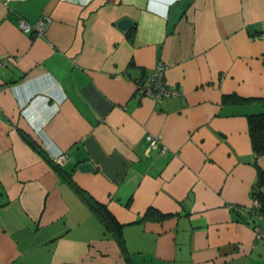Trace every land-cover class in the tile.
Wrapping results in <instances>:
<instances>
[{
    "label": "crops",
    "instance_id": "obj_1",
    "mask_svg": "<svg viewBox=\"0 0 264 264\" xmlns=\"http://www.w3.org/2000/svg\"><path fill=\"white\" fill-rule=\"evenodd\" d=\"M262 21L264 0H0V264H264ZM158 65L160 101L135 83Z\"/></svg>",
    "mask_w": 264,
    "mask_h": 264
},
{
    "label": "trees",
    "instance_id": "obj_2",
    "mask_svg": "<svg viewBox=\"0 0 264 264\" xmlns=\"http://www.w3.org/2000/svg\"><path fill=\"white\" fill-rule=\"evenodd\" d=\"M223 99L241 100L242 98H236L235 95H226L223 97ZM247 121L249 136L251 139V145L254 155L264 154V112L248 114ZM27 141L47 159V161L52 165V167L59 175L63 176L66 181H68L72 185V187L80 194V196H82V198L88 203V205L96 213V215H98L102 219V221L114 231V234L116 235L120 244L123 246L121 224L118 222L115 216L108 210V208L105 205L95 201L90 195H88V193H86L78 185H76L72 181L70 174L67 173L60 166V164L55 163L46 154H44L42 150H40V148L33 141H30L29 138H27ZM262 182H264V170H258V184H261ZM252 195L258 198L259 202L261 203L259 212L264 213V195H261L259 193L257 186L253 188ZM154 214V217L156 218L164 217L163 213H160L153 209H148L145 212L144 217H151Z\"/></svg>",
    "mask_w": 264,
    "mask_h": 264
},
{
    "label": "built area",
    "instance_id": "obj_3",
    "mask_svg": "<svg viewBox=\"0 0 264 264\" xmlns=\"http://www.w3.org/2000/svg\"><path fill=\"white\" fill-rule=\"evenodd\" d=\"M47 24L48 19L46 17H43L35 23H29L22 19L19 22V27L24 32L35 30L37 33L41 34L46 29ZM262 35H264V21H262ZM164 71L165 67L163 65H158L148 76L141 77L138 75L135 79L138 91L143 95L153 98L156 101H160L162 98L168 97L170 95H177L178 92L176 90L168 87L164 79ZM147 139L149 141L150 147L156 146V137L148 135ZM161 151H164V148H161ZM51 159L55 163L61 164L64 161L65 156L63 154H59L51 157ZM260 206L261 203L259 200L254 198L252 201L251 210L252 213L257 217H262V215H264L259 212ZM256 234L257 236L264 235V233L260 232L258 229L256 230Z\"/></svg>",
    "mask_w": 264,
    "mask_h": 264
},
{
    "label": "water",
    "instance_id": "obj_4",
    "mask_svg": "<svg viewBox=\"0 0 264 264\" xmlns=\"http://www.w3.org/2000/svg\"><path fill=\"white\" fill-rule=\"evenodd\" d=\"M117 25L123 31H127L130 28V26L132 25V21H131V19H129L127 17H123L117 22ZM77 168L82 170V171H89L93 168V166H92L91 162L85 161V162L79 163L77 165Z\"/></svg>",
    "mask_w": 264,
    "mask_h": 264
}]
</instances>
